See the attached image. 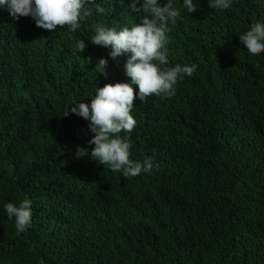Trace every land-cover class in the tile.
I'll list each match as a JSON object with an SVG mask.
<instances>
[{"label":"trees","instance_id":"obj_1","mask_svg":"<svg viewBox=\"0 0 264 264\" xmlns=\"http://www.w3.org/2000/svg\"><path fill=\"white\" fill-rule=\"evenodd\" d=\"M130 3L96 0L106 13L92 5L75 33L0 7V264H264V53L251 56L239 40L264 23V0L225 10L193 0L192 14L171 0L181 17L169 24L166 67L197 70L171 99L135 100L137 125L120 135L130 159L153 168L125 178L76 157L95 147L94 133L64 115L99 87L130 82L128 55L113 60L90 42L97 23H139ZM101 58L108 78L93 70ZM25 199L32 222L17 235L5 204Z\"/></svg>","mask_w":264,"mask_h":264},{"label":"clouds","instance_id":"obj_2","mask_svg":"<svg viewBox=\"0 0 264 264\" xmlns=\"http://www.w3.org/2000/svg\"><path fill=\"white\" fill-rule=\"evenodd\" d=\"M231 4L232 0H208L211 9L225 10ZM92 5H95V12L101 15L106 13L104 7L96 4V0H0V7H7L13 20L30 16L41 29H67L71 33H75L81 23L93 15ZM183 5L189 14L197 11L193 0H183ZM129 7L132 12L140 14L139 23L131 28L125 26L119 31L97 23L90 42L95 46L110 48L109 55L113 60L128 55L124 67L130 82L99 87L90 105L76 103L75 107H71V112L68 107L64 115L76 114L90 121L89 130L94 133L89 144L95 147L90 153L78 148L76 157L90 155L111 171L122 172L125 178L137 177L142 172L150 173L153 168L151 159L143 163L130 159L128 136L120 135L122 132L130 134L137 125L131 114L135 100L138 98L146 103L152 96L171 99L176 94L178 82L185 75L192 77L197 70V65L166 67L169 24L175 25L181 17L171 0L163 6L160 0H143L142 3L141 0H131ZM239 40L251 56L264 53V23L252 24L250 30L239 36ZM86 47L84 40H77L74 51L83 53ZM107 67L108 60L101 58L93 70L108 78ZM136 88L139 90L138 96ZM5 211L9 219L15 218L17 235L30 227L33 213L29 199L21 201L18 206L5 204Z\"/></svg>","mask_w":264,"mask_h":264}]
</instances>
